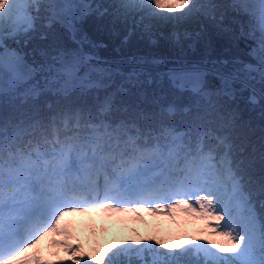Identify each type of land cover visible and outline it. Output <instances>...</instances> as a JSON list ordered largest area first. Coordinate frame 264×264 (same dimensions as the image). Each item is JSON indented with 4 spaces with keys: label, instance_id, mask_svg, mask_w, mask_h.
<instances>
[{
    "label": "snow or ice",
    "instance_id": "6c2138e0",
    "mask_svg": "<svg viewBox=\"0 0 264 264\" xmlns=\"http://www.w3.org/2000/svg\"><path fill=\"white\" fill-rule=\"evenodd\" d=\"M249 7L0 0V264H264V125L231 103L236 77L220 74L221 87L209 90L200 69L170 73L191 93L182 105L123 86L77 102L73 93L107 88L113 69L91 65L102 62L94 54L68 52L55 28L75 36L94 13L124 43H156L165 27L176 41L235 25L243 34L246 16L264 64V0L258 15ZM185 25L193 30L181 31ZM140 74L133 69L125 83H139ZM248 102H257L255 92ZM124 231L130 235H118Z\"/></svg>",
    "mask_w": 264,
    "mask_h": 264
},
{
    "label": "trees",
    "instance_id": "16d2710c",
    "mask_svg": "<svg viewBox=\"0 0 264 264\" xmlns=\"http://www.w3.org/2000/svg\"><path fill=\"white\" fill-rule=\"evenodd\" d=\"M77 3L95 4L100 0H75ZM248 13L256 14V5L248 4ZM243 24V34L240 25L233 26L228 34L210 33L201 37L181 38L176 41L170 36L171 29L165 27L163 36L157 37L156 43L148 39L132 38L124 43L122 38L105 30L96 22L95 14L86 16L77 24L75 36L64 30L60 25L57 29L59 44L70 53L82 52L96 55L101 63L90 62L93 66L111 67V78H105L108 85L103 89H90L81 94L73 93L70 100L93 103L97 97H103L123 86L132 94L143 93L149 100H157L162 104L175 102L185 104L191 98L187 90L181 91L174 86L170 73L191 71L194 68L205 73V83L209 90L221 87L220 74L235 76L232 87L235 90L231 101L238 107L244 119L254 125H264V81L261 80L259 49L257 40L250 38L248 17L240 18ZM259 36V32H256ZM43 46L46 42L38 41ZM257 49L253 54L252 50ZM144 58L143 63H130L133 58ZM39 58V57H37ZM31 63V58H29ZM106 62V63H105ZM251 65L252 70L245 66ZM136 69L140 72L139 83L128 84L125 80L130 72ZM142 70V71H141ZM88 67L82 69V73ZM255 92L257 102L250 104L248 98ZM46 99L55 103L59 97L48 94Z\"/></svg>",
    "mask_w": 264,
    "mask_h": 264
},
{
    "label": "rangeland",
    "instance_id": "374dc122",
    "mask_svg": "<svg viewBox=\"0 0 264 264\" xmlns=\"http://www.w3.org/2000/svg\"><path fill=\"white\" fill-rule=\"evenodd\" d=\"M240 2H242V3H246V4H250V5H253L254 7H255L256 5H258V0H240ZM254 4H256V5H254ZM256 8H257V7H256ZM183 27H188L189 31L193 30V26H187V25H185V26H182V27H181V31H183ZM169 28L171 29V27H169ZM262 71H264V64H262V66H260V72H259V75H261ZM146 219H147L150 223L154 222V218H152V217H146ZM132 227L139 228V229L141 230V232H144V231L147 230L146 227H145L144 225H142V224L129 225V229L132 228ZM189 227H191V226H189ZM118 235L128 236V235H130V231H124V232H122V233H118ZM112 238H113V237H112L111 234H109V235L103 237V239L105 240V242L110 241Z\"/></svg>",
    "mask_w": 264,
    "mask_h": 264
},
{
    "label": "water",
    "instance_id": "95a60500",
    "mask_svg": "<svg viewBox=\"0 0 264 264\" xmlns=\"http://www.w3.org/2000/svg\"><path fill=\"white\" fill-rule=\"evenodd\" d=\"M258 4H259V0H258ZM259 9H257L256 15H258Z\"/></svg>",
    "mask_w": 264,
    "mask_h": 264
}]
</instances>
